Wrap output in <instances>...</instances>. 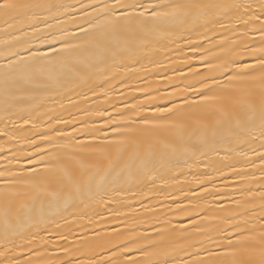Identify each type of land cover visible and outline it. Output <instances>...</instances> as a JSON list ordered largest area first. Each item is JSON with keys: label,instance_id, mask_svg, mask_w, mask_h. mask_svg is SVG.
<instances>
[{"label": "snow or ice", "instance_id": "6c2138e0", "mask_svg": "<svg viewBox=\"0 0 264 264\" xmlns=\"http://www.w3.org/2000/svg\"><path fill=\"white\" fill-rule=\"evenodd\" d=\"M0 264H264V0H0Z\"/></svg>", "mask_w": 264, "mask_h": 264}]
</instances>
